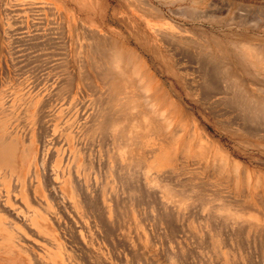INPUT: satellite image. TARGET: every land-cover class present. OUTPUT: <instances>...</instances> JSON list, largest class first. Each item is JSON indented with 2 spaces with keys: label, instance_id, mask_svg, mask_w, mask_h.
<instances>
[{
  "label": "rangeland",
  "instance_id": "rangeland-1",
  "mask_svg": "<svg viewBox=\"0 0 264 264\" xmlns=\"http://www.w3.org/2000/svg\"><path fill=\"white\" fill-rule=\"evenodd\" d=\"M132 1L70 0L75 23V32L70 34L66 25L62 24L61 30L56 23L48 25L44 17V32L36 24L42 32L38 35L33 27H27V42L36 43L37 50H24L29 63L23 81L26 97L8 98L12 104L16 99L25 101L27 112L10 114L15 125L9 130L12 139L7 149L11 148L12 156L0 155V209L8 212L0 220V264H264V135L252 136L248 122H244L247 120L240 121L251 107L246 109V98L241 104L242 92L230 88L234 78L233 82L231 75L225 78L236 66L232 52L244 56L237 43L264 46V0H147L163 20L145 18ZM6 2L7 9L14 10H30L41 4V0H0V8ZM120 18L130 20L131 27ZM133 30L149 38L161 62L137 43ZM153 30H158L166 42L158 41ZM94 34L101 39L109 37L119 50L125 47L133 53L135 49L137 55L128 59V73L143 63L146 81L162 84L156 83L147 91L135 78L130 89L115 93L134 100L129 113L126 111L134 120L123 112L117 116L109 111L115 114L103 118L106 126L90 139L83 134V127L102 115L98 98L104 88L98 73L110 66L91 57ZM214 42L224 46L217 54H222L220 58L213 55L217 52ZM43 45L47 49L39 48ZM58 46L68 53L63 57L69 60L66 65L75 78L66 96H60L56 89L64 73L54 67L60 73L55 75L51 69L59 63L57 57L62 60L64 55L59 52L53 56ZM46 51L52 53L53 61L46 58ZM34 52L46 53L41 57L50 67L44 69L46 62ZM24 54L20 57L23 60ZM132 59L137 60L133 66ZM91 61L99 68L92 67ZM248 66L254 72L248 80L264 90V79L256 72L260 66ZM81 69H87L88 78L94 79L88 80V86L81 78ZM154 98L158 106L169 109L171 121L153 111ZM232 100L237 101L236 106L242 105L240 118V108L236 109ZM168 103L172 107L166 108ZM176 114L183 117L176 120ZM114 117L122 118L119 122ZM155 124L157 132L152 133ZM66 180L65 186L59 183ZM60 194L62 199L64 195L70 198L67 203Z\"/></svg>",
  "mask_w": 264,
  "mask_h": 264
},
{
  "label": "bare ground",
  "instance_id": "bare-ground-1",
  "mask_svg": "<svg viewBox=\"0 0 264 264\" xmlns=\"http://www.w3.org/2000/svg\"><path fill=\"white\" fill-rule=\"evenodd\" d=\"M129 1H132V0H129ZM132 3H134V5L133 6H135L136 7V9L145 17V18H153V17H157V19H160V15H157L158 14V12L155 10L156 8H154L155 6L154 5H152V4H150V2H148L147 0H134V1H132ZM131 4V3H130ZM131 6H132V4H131ZM154 6V7H153ZM157 12V14H156V12ZM160 14V13H159ZM141 15V16H142ZM124 19V18H123ZM122 18H120V20L122 21L123 20ZM124 20H127L126 18L124 19ZM160 20H163V19H160ZM128 21H130V20H127V22ZM150 21V20H149ZM157 21V20H156ZM41 23H43L42 21H41ZM40 23V24H41ZM56 23V22H55ZM123 23H125V21L123 22ZM130 23L131 22H128V24L126 23V25H128V26H130ZM133 23V22H132ZM44 24V23H43ZM153 24V23H152ZM62 25V24H61ZM60 25V27H62V28H60L61 30H63V26H61ZM136 25V24H135ZM38 26H40V25H38ZM147 26V25H146ZM49 27V26H48ZM131 27V26H130ZM130 27H129V30H130ZM54 28V27H53ZM56 28V27H55ZM54 28V29H55ZM57 28H59V26H57ZM56 28V29H57ZM133 28V27H132ZM131 28V29H132ZM134 28H139L138 26H134ZM151 28V27H150ZM43 29V28H42ZM48 29V28H47ZM141 28H139V29H137L138 31L140 30ZM151 29H153V28H151ZM182 29V28H181ZM49 30V29H48ZM145 30H147V29H145ZM54 31V30H53ZM134 31H136V30H133V34H135L136 35V37L138 38L136 41H138L139 40V42H137L138 44H140V46H142L143 48H144V50L145 51H147V52H149V53H151V55H153L154 57H155V59H158L157 61H159V62H161L162 61V58H161V55L159 54V52L157 53L156 52V50H155V47H153V45L150 43V41L147 39V38H145L144 36H142L139 32H135L134 33ZM142 30H140V32H141ZM44 32V31H43ZM55 32V31H54ZM53 32V33H54ZM58 32H62V31H59L58 30ZM131 32H132V30H131ZM56 33V32H55ZM137 33H139V34H137ZM45 34V33H44ZM130 34V33H129ZM133 34H130V35H132V38H134L133 36ZM146 34V33H145ZM153 36H155V38H157L158 39V41H162V42H164L165 40H164V37L161 35V33L160 32H158V30H153ZM93 35V34H92ZM95 35V34H94ZM126 35V34H125ZM139 35V36H138ZM45 36V35H44ZM52 36V35H51ZM59 36V35H58ZM60 36H62V35H60ZM65 36V35H64ZM129 36V35H128ZM39 38H41V37H39ZM46 38V37H45ZM62 38V37H61ZM90 38V37H89ZM102 37H100L99 35L97 36V35H95L94 37H92V40H93V42H92V48L94 47V49L92 50V54H93V56H91V57H93V58H100L101 60H103L104 61V63H105V61H106V63H109L110 64V66L108 67V68H105V70L104 71H101V69H100V73H98V80L100 81V83H102V85H103V87H102V89L104 88V91L102 90L101 91V89H100V91L102 92L101 94H100V98H98V100H99V103H101V112H102V115H98V116H95L94 118H93V122L91 123V125L90 126H86L85 125V127H83V134H87V135H89V137H90V139H91V137L92 138H94V137H96L95 136V134H101V132H102V130H103V125H105L106 126V124H103L104 122V120L105 119H109V118H107L108 117V115L110 116V115H112V114H115V113H117V112H123L124 113V115H126L127 117H129L128 115H127V113H126V111L128 112L129 110H127V109H129V105L131 104V103H133V99L131 100H129L128 99V97H127V95H125V96H122V95H124V94H122L121 96H117L115 93H123V92H125V91H123L122 92V89L124 88V89H130L132 86H133V84H135V78H137L138 79V81L140 82V83H142L143 85L142 86H144V89L145 90H147V91H149L150 90V88L152 87H154V85L157 83L156 81H158V80H156V81H154L153 82V80H148V81H146V78H145V75L143 76V74H142V70L146 67V66H143V63H141V64H138V67L132 72V73H128V65H129V61H128V59H131V57L132 56H136L137 55V53H136V51H135V49L133 50V53L129 50V49H127V48H125V47H123V48H121L120 50L116 47V45H115V43H114V41L113 40H111V39H109V37H106V38H104V39H101ZM195 38V37H194ZM44 39V38H43ZM191 39V38H190ZM42 40V39H41ZM192 40V39H191ZM43 41V40H42ZM193 41V40H192ZM37 42V41H36ZM61 42V41H60ZM63 42V41H62ZM68 41H65L64 43H67ZM166 42V41H165ZM180 42V41H179ZM216 42V41H215ZM214 42V43H215ZM58 43H59V41H58ZM96 43V44H95ZM169 43V42H168ZM167 43V44H168ZM193 43V42H192ZM206 43V42H205ZM204 43V44H205ZM208 43V45H209V41L207 42ZM246 43V42H245ZM244 43V44H245ZM248 43V42H247ZM243 44L242 43V45L240 44V45H237L236 43V46H240L239 48H241V49H239L238 47V49L240 50V52L241 53H243L244 54V56H240L239 55V52H237V51H233V49H234V47H232V50L231 51H233L232 52V57H233V60L235 61V65L236 66H232V68H230V66H231V64L228 66L227 65V62H226V64L225 65H227V68L229 67L230 68V74H229V72H228V75L227 76H225V78H229V76H230V80H232L231 78H234V87H230L231 89H233V88H236V89H238L240 92H242V95H240L239 94V96H241V99H240V101H241V104H244V103H242V100L244 99V98H246L247 100H249V101H247L246 99H244V100H246V101H244V102H248L247 104V106H246V109H248V108H250V109H248L247 110V113H246V111L244 110V108H243V112L245 111V115H247L246 116V118L245 117H243V118H240V116H239V114H238V112H240L241 113V115L243 114L242 113V110H241V108H240V106H242L240 103H239V107L238 106H236V105H238V103H237V101L236 100H232V102H233V104L236 106V109H238V108H240V109H238V111H237V115L239 116V118H240V121L242 122L243 120H247V121H244L245 123H247L248 122V124L249 125H247V127L249 126V128L247 129V130H249L248 132H249V134H251L252 136H256V135H261V134H263L264 135V90L263 89H259V87L257 86V87H255V85H253L252 84V82H250V80H248V78H247V76L249 75V76H251V73L253 72V71H251L250 70V66H248L249 68H247V64L249 65V64H258L259 66H260V70H256V72H257V74H258V72H259V75H260V78H263L264 79V46H263V44L262 45H254V44ZM49 44V43H48ZM86 44V43H85ZM157 44V43H156ZM172 44H173V42H172ZM190 44V43H189ZM203 44V43H202ZM218 44H219V46L220 47H218ZM218 44H216L215 43V51H217V52H215V54H213V52L211 53V55L213 54V55H215V57H216V55L219 53V52H221V51H223V47L221 48V44L220 43H218ZM234 44V45H235ZM41 45V44H40ZM47 45V44H46ZM62 45V44H61ZM64 45V44H63ZM95 45L97 46V48H95ZM198 45V44H197ZM29 46V45H28ZM44 46V45H43ZM47 46H49V45H47ZM60 46V45H59ZM58 46V47H59ZM65 46V49L67 50V47H66V44L64 45ZM64 46L62 47V48H64ZM67 46H68V44H67ZM71 46V45H70ZM85 46V45H84ZM156 46V45H155ZM192 46V45H191ZM233 46V45H232ZM45 47V46H44ZM43 47V48H44ZM50 47V46H49ZM48 47V48H49ZM53 47V46H52ZM55 47H57V45L55 46ZM61 47V46H60ZM60 47H59V49H55V50H57V51H53L54 53H53V56L55 55V53L57 54L56 55V57L58 56V53L60 52H64L63 54L64 55H62V57L64 56L65 58H66V56H67V54H66V50L65 51H61V49H60ZM90 47V48H91ZM210 47H211V44H210ZM40 48V47H39ZM51 48V47H50ZM129 48V47H128ZM158 48V47H157ZM196 48V47H195ZM205 48V47H204ZM206 48H207V45H206ZM212 48V47H211ZM236 48V49H237ZM44 49H47V48H44ZM71 49V48H70ZM201 49V48H200ZM225 49V48H224ZM226 49H227V47H226ZM43 50V49H42ZM51 50H53V49H51ZM62 50H64V49H62ZM238 50V51H239ZM203 52H204V50H202ZM226 51V50H225ZM45 52V51H44ZM46 52H48V51H46ZM52 52V51H51ZM89 52V51H88ZM179 52V51H178ZM196 52H197V50H196ZM230 52V51H229ZM39 53V52H38ZM41 53V52H40ZM39 53V54H40ZM202 53V52H201ZM205 53V52H204ZM43 54H46V53H43L42 52V54L41 55H43ZM50 54V55H49ZM62 54V53H61ZM66 54V55H65ZM140 54V53H139ZM138 54V55H139ZM179 54V53H178ZM203 54V53H202ZM207 54V53H206ZM242 54V55H243ZM36 55V54H35ZM41 55H37V56H40L41 57ZM49 55V56H48ZM48 55H47V57L46 58H48V57H50V56H52V53H50V52H48ZM60 55V54H59ZM76 55V54H75ZM91 55V54H90ZM210 55V56H211ZM212 55V56H213ZM220 55H222L221 53H220ZM220 55H217V57L219 56V58H220ZM36 56V57H37ZM45 56V55H44ZM61 56V55H60ZM141 55H139V58H142V57H140ZM207 56V55H206ZM62 58V60H61V57H60V59H59V57H57V60H60V61H58L60 64H62V65H60L58 62V64H56V60H55V64L57 65H54L53 64V66H52V70H55V69H57V68H59L60 70H58L60 73L62 72V73H64L63 75H65V77L64 76H62V75H60L61 77L58 79V81L61 79V81H60V83H59V85H58V88L56 87V89H59L60 90V96H61V94H62V96L63 95H65L66 93H70V91H71V88H72V84L73 83H71V80L73 81L74 79H73V77H72V75H70V73H69V70H68V65H66V62L67 61H69V60H67V61H65L64 59L65 58ZM68 57V56H67ZM75 57V56H74ZM77 57V56H76ZM90 57V59L92 60V58ZM209 57V56H208ZM207 57V59H209ZM215 57H213V59L215 58ZM216 57V58H217ZM222 57V56H221ZM230 57V56H229ZM39 58V57H38ZM37 58V59H38ZM51 58L52 57H50V60H51ZM55 58V57H54ZM135 58V57H134ZM179 58V57H178ZM205 58V57H204ZM211 58V57H210ZM216 58H215V60H216ZM40 59V58H39ZM41 59H43V61H44V59H45V57L43 58V56L41 57ZM136 59V58H135ZM142 59H144V57L142 58ZM141 59V60H142ZM229 59V58H228ZM49 60V61H50ZM54 59L52 58V60L51 61H53ZM133 60V59H132ZM164 60V59H163ZM43 61H42V63H43ZM135 61H137V60H135ZM134 60H133V62H132V66H133V64H134V62H135ZM138 61H140V59H138ZM44 62H46V61H44ZM85 62V61H84ZM92 62H93V66H92ZM146 62V60L144 59V63ZM210 62V61H209ZM34 63V62H33ZM38 63V62H37ZM41 63V64H42ZM68 63V62H67ZM208 63V62H207ZM212 63V62H211ZM29 64V63H28ZM28 64H27V66H28ZM32 64V63H31ZM41 64H40V66H41ZM46 64H47V67H45L44 69H46V68H49L50 66L48 65V63L46 62ZM83 64V63H82ZM96 63H94V61H91V66L92 67H94V66H96L95 65ZM146 64H148V63H146ZM210 64V63H209ZM45 65V64H44ZM58 65H60L59 67H58ZM205 65V64H204ZM214 65V64H213ZM39 66V65H38ZM49 66V67H48ZM108 66V65H107ZM148 66V65H147ZM197 66H199V64L197 65ZM254 66V65H253ZM31 67V66H30ZM37 67V66H36ZM54 67H57V68H55L54 69ZM79 67V66H78ZM96 67H98V64H97V66ZM141 67L143 68V69H141ZM163 67H165V66H163ZM214 67V66H213ZM226 67V66H225ZM244 67V68H243ZM81 68H84V67H82V65H81ZM99 68V67H98ZM132 68V67H131ZM130 68V69H131ZM147 68V67H146ZM154 68V67H153ZM197 68V67H196ZM200 68V67H199ZM217 68V67H216ZM219 68V67H218ZM217 68V69H218ZM252 68V67H251ZM94 69V68H93ZM103 69V68H102ZM148 69H149V67H148ZM155 69V68H154ZM57 70H55V72H53L55 75L57 74V73H59V72H57ZM87 70V69H86ZM85 69H81L80 70V72L81 71H86ZM222 70V69H221ZM226 70V69H225ZM255 70V69H254ZM71 71V70H70ZM152 71V70H151ZM151 71H150V73L149 74H151ZM165 71V70H164ZM223 71H224V69H223ZM57 72V73H56ZM83 72V73H84ZM88 71H86L85 72V74H83V73H81V75H84V76H82L81 78H83L82 80H84V82H86V83H84V84H86L87 86H88V83H90V81L92 80H90L88 77L90 76V73L88 72ZM153 72V71H152ZM204 72V71H203ZM221 72V71H220ZM59 73V74H60ZM61 73V74H62ZM86 73H87V75H86ZM134 73V74H133ZM254 73V72H253ZM59 74H57V75H59ZM67 74V75H66ZM120 74V75H119ZM133 74V75H132ZM146 74V73H145ZM155 74V73H154ZM87 77H86V76ZM97 75V74H96ZM117 75H119L118 77H117ZM135 75V76H134ZM152 75V74H151ZM184 75V74H183ZM199 75V74H198ZM203 75V74H202ZM222 75V74H221ZM258 75V76H259ZM155 76V75H154ZM57 77V76H56ZM86 77V78H85ZM153 77V76H152ZM257 77V76H256ZM67 78V79H66ZM91 78V77H90ZM154 78V77H153ZM152 78V79H153ZM156 78V77H155ZM157 79H159V78H157ZM55 80H56V78H55ZM64 80H66L65 81V83L63 82ZM88 80H90V81H88ZM94 80V79H93ZM92 80V81H93ZM155 80V79H154ZM160 80V79H159ZM181 80V79H180ZM203 80V79H202ZM218 80V79H217ZM125 81H127L129 84H127ZM57 82V81H56ZM63 82V83H62ZM88 82V83H87ZM120 82H123V86L122 85H119V83ZM162 82V81H161ZM161 82H158V83H161ZM182 82V81H181ZM227 82V81H226ZM229 82V81H228ZM228 82H227V84H228ZM231 82H233V80L231 81ZM62 83V85L60 86V84ZM92 83V82H91ZM95 83V82H94ZM139 83V84H140ZM157 83V84H158ZM211 83V82H210ZM223 83V82H222ZM225 83V82H224ZM126 84V85H125ZM162 84V83H161ZM90 85H92V84H90ZM89 85V86H90ZM153 85V86H152ZM230 85V84H229ZM158 86H159V84H158ZM231 86V85H230ZM60 87V88H59ZM96 87V86H95ZM94 87V88H95ZM120 87V88H119ZM163 86H161V88H162ZM87 88H89V87H87ZM97 88V87H96ZM213 88V87H212ZM99 89V88H98ZM154 89V88H153ZM152 89V90H153ZM160 89V88H159ZM235 89V90H236ZM158 90V89H157ZM201 90V89H200ZM235 90H233L234 92H235ZM238 90H236L237 92H238ZM154 91V90H153ZM159 91V90H158ZM105 92V93H104ZM221 93H222V91H220ZM97 93V92H96ZM95 93V94H96ZM150 93V92H149ZM148 93V94H149ZM217 93V92H216ZM236 93V92H235ZM239 93V92H238ZM165 94V93H164ZM202 94V93H201ZM204 94V93H203ZM210 94V93H209ZM245 94V95H244ZM56 96H58L57 94H55ZM69 95V94H68ZM67 95V97H69ZM152 95V94H151ZM233 95H238V94H233ZM244 95V97L242 98V96ZM54 96V95H53ZM66 96V95H65ZM117 96V97H116ZM163 96V95H162ZM208 96H210V95H208ZM246 96V97H245ZM153 97V96H152ZM155 97V96H154ZM233 97V96H232ZM237 97V96H236ZM59 98V97H58ZM144 98H145V96H144ZM166 98V97H165ZM202 98V97H201ZM204 98H205V96H204ZM224 98V97H223ZM228 98V97H227ZM226 98V99H227ZM135 99V98H134ZM151 99V98H150ZM200 99V98H199ZM207 99H208V97H207ZM209 99H211V98H209ZM217 99V98H216ZM68 100V99H67ZM66 100V101H67ZM144 100V99H143ZM166 100H167V98H166ZM197 100V99H196ZM147 101V100H146ZM215 101V100H214ZM227 101V100H226ZM229 101H230V98H229ZM228 101V102H229ZM136 102V101H135ZM145 102V101H144ZM158 102V101H157ZM170 102H172V101H169V103ZM204 102V101H203ZM202 102V103H203ZM212 102V101H211ZM231 102V101H230ZM234 102H236V103H234ZM166 103V102H165ZM167 104V106H166V108L168 107V106H171L170 104ZM218 103H220V102H218ZM249 103H250V105L251 106H249ZM147 104H148V102H147ZM212 104V103H211ZM223 104H224V102H223ZM149 105V104H148ZM216 105V104H215ZM219 105V104H218ZM233 105V106H234ZM135 106H137V105H135ZM145 106V105H144ZM151 106H152V108H153V111L154 112H156L157 113V115L159 116V117H161V118H163V119H167L168 121H171V115L169 114L170 112L167 110V109H165V107L163 108V107H160V106H158L157 105V103H155V98H154V100L152 101V103H151ZM174 106V105H173ZM211 106V105H210ZM221 106V105H220ZM234 106V107H235ZM100 107V106H99ZM172 107V106H171ZM175 108H176V106H174ZM206 108H207V106H205ZM225 107V106H224ZM134 108V107H133ZM149 108V107H148ZM174 108V109H175ZM215 108V107H214ZM213 108V109H214ZM139 109V108H138ZM150 110H151V108H149ZM172 109V108H171ZM205 109V108H204ZM212 109V108H211ZM210 109V110H211ZM141 110V109H140ZM139 110V111H140ZM240 110V111H239ZM109 111H115V113H109ZM144 110H142V112H143ZM172 111V110H171ZM141 112V111H140ZM168 112V113H167ZM121 113H117L116 115L117 116H120V115H122ZM126 113V114H125ZM129 113V112H128ZM174 113V115H175V112H173ZM223 113V112H222ZM96 114V113H95ZM170 116H169V115ZM92 115V114H91ZM107 115V116H106ZM130 115V114H129ZM148 115V114H147ZM156 115V114H155ZM177 115V114H176ZM233 115V114H232ZM234 115H236V113H234ZM47 116V115H46ZM114 116V115H113ZM181 116V117H183L182 116V114L180 115H177V119L176 120H178V118ZM220 116V115H219ZM243 116V115H242ZM241 116V117H242ZM111 117V116H110ZM127 117H125V118H127ZM130 117H131V115H130ZM129 117V120L130 119H132V121L134 120V118H130ZM134 117V116H133ZM157 117V116H156ZM221 117V116H220ZM234 117V116H233ZM103 118H105L104 120H103ZM115 118V117H114ZM122 118V117H121ZM121 118H115L114 119V121L115 120H117L118 119V121L120 122V119ZM124 117H123V119H125ZM155 118V117H154ZM228 118H230V117H228ZM245 118V119H244ZM180 119V118H179ZM238 119V118H237ZM242 119V120H241ZM126 120H128V119H126ZM125 120V121H126ZM159 120V119H158ZM239 120V119H238ZM237 120V121H238ZM88 121V120H87ZM109 121V123H110V120H108ZM113 121V122H114ZM152 121V120H151ZM156 121V120H155ZM175 121V120H174ZM230 121V120H229ZM228 121V122H229ZM234 121H235V119H234ZM112 122V123H113ZM127 122H130V121H127ZM147 122V121H146ZM156 122H158V121H156ZM163 122V121H162ZM173 122V121H172ZM171 122V123H172ZM231 122V121H230ZM94 123V124H93ZM106 123V122H105ZM115 123V122H114ZM118 123V122H117ZM160 123V122H159ZM239 123L240 122H238V123H236V124H238V126H239ZM161 124V123H160ZM229 124V123H228ZM92 125H94V126H92ZM108 126H111V125H109V124H107ZM123 125L125 126V125H127V124H125V123H123ZM121 126V127H124V126ZM153 125V124H152ZM242 126H243V123L241 124ZM121 127L118 129V132H120V129H121ZM126 127V126H125ZM154 128H153V132L152 133H155V132H157V128H156V124H155V126H153ZM244 127V126H243ZM242 127V129H245V128H243ZM246 127V126H245ZM233 128V127H232ZM94 131V132H93ZM122 131V130H121ZM230 131V130H229ZM100 132V133H99ZM123 132H125L124 131V129H123ZM235 132V131H234ZM117 134V133H116ZM98 135V136H99ZM122 134H119V136H121ZM124 135V134H123ZM126 135V134H125ZM233 135V134H232ZM237 135V134H236ZM239 135V134H238ZM259 135V136H260ZM104 136V135H103ZM116 136V135H115ZM248 136V135H247ZM88 137V138H89ZM121 137H123V136H121ZM262 137V136H261ZM260 137V138H261ZM116 138H118V136L116 137ZM164 141V140H163ZM79 143V142H78ZM45 144V143H44ZM198 144V143H197ZM202 143H199V145H201ZM190 145V144H189ZM202 145H205L204 143L202 144ZM210 145V144H209ZM206 146V145H205ZM263 146V145H262ZM200 149V148H199ZM45 149L43 148V151H44ZM154 150H156V149H154ZM206 150V149H205ZM150 152H151V150H150ZM44 154V153H43ZM168 156V155H167ZM207 156H208V154H207ZM43 159V158H42ZM43 161V160H42ZM219 169V168H218ZM237 170V169H236ZM56 171V170H55ZM145 171H146V169H145ZM54 172V171H53ZM52 172V173H53ZM51 174V173H50ZM57 174H59L57 171L55 172V176L57 177ZM131 174V173H130ZM219 174V173H218ZM125 175V174H124ZM35 176V175H34ZM60 176H61V174H60ZM59 176V177H60ZM42 177V176H41ZM55 177V178H56ZM70 177V176H69ZM132 177V176H131ZM159 178V177H158ZM28 179V178H27ZM35 180V179H34ZM70 181H72V179L70 180ZM31 183V182H30ZM33 183V182H32ZM59 183L60 184H62V186H65L66 184H67V180L66 181H62V182H60L59 181ZM125 183V182H124ZM212 183V182H211ZM19 184V183H18ZM41 184V183H40ZM45 184V183H44ZM77 184V183H76ZM199 184V183H198ZM204 185H205V183H203ZM31 185V184H30ZM201 185V184H200ZM212 185V184H211ZM217 185V184H216ZM57 186V185H56ZM194 186H195V184H194ZM203 186V185H202ZM29 187V186H28ZM72 187H73V181H72ZM192 187H193V185H192ZM198 187V186H197ZM200 187V186H199ZM209 187V186H208ZM211 187V186H210ZM42 188V187H41ZM48 188V187H47ZM75 188V187H74ZM206 188H207V185H206ZM17 189V188H16ZM44 189V188H43ZM42 189V190H43ZM205 189V188H204ZM208 189V188H207ZM47 190H49V189H47ZM52 190V189H51ZM50 190V191H51ZM183 190V189H182ZM206 190V189H205ZM16 191V190H15ZM55 192H56V190H55ZM59 192V191H58ZM73 192H75V191H73ZM12 193V192H11ZM49 193V192H48ZM165 193V192H164ZM1 194H3V193H1ZM56 194V193H55ZM62 194H63V192H62ZM181 194V193H180ZM183 194V193H182ZM4 195V194H3ZM48 195V194H47ZM54 195V194H53ZM61 195V194H60ZM200 195V194H199ZM1 196V195H0ZM14 196V195H13ZM48 196H50V195H48ZM56 196H57V194H56ZM64 196H66V197H64ZM63 197V199H62V195H61V200H63V202L64 203H67L68 202V200L70 199L67 195H64ZM182 196V195H181ZM184 196H186V195H184ZM2 197V196H1ZM183 197V196H182ZM203 197H204V195H203ZM202 197V198H203ZM51 198V197H50ZM200 199H201V197H200ZM205 199V198H204ZM217 199V198H216ZM1 200V199H0ZM51 200V199H50ZM53 200V199H52ZM52 200H51V202H52ZM195 200H197V199H195ZM4 201V200H3ZM231 201H233V200H231ZM128 202V201H127ZM35 203V202H34ZM208 203V202H207ZM1 204V203H0ZM222 204V203H221ZM217 205H218V203H217ZM262 205V204H261ZM3 206V205H2ZM5 206V205H4ZM3 206V207H4ZM63 206V205H62ZM224 206V205H223ZM263 206V205H262ZM7 207V206H6ZM70 207H71V205H70ZM227 207V206H226ZM217 208V207H216ZM241 208V207H240ZM128 209V208H127ZM260 209V208H259ZM243 210V209H242ZM241 210V211H242ZM250 210H252L251 208H250ZM10 211V210H9ZM240 211V210H239ZM11 212V211H10ZM12 212H16V211H12ZM30 212V211H29ZM28 212V213H29ZM257 212V211H256ZM8 213V212H7ZM5 211H3L2 209H0V220H1V217H3L4 215H6L7 214ZM31 213V212H30ZM246 213H247V210H246ZM259 213V212H258ZM257 213V214H258ZM18 214H20V213H18ZM219 214V213H218ZM262 214H264V212L262 213ZM22 215V214H21ZM30 215H32V213L30 214ZM37 215V214H36ZM259 215V214H258ZM18 216V215H17ZM20 216V215H19ZM22 216H25V215H22ZM28 216V218H29V215H27ZM27 216H25L26 218H27ZM262 216V219L264 220V218H263V216L264 215H261ZM7 217V216H6ZM11 217V216H10ZM8 218V217H7ZM15 218V217H14ZM39 218V217H38ZM28 220V219H27ZM25 221H26V219H25ZM29 221V220H28ZM249 221V220H248ZM11 222V221H10ZM9 222V223H10ZM12 222H14V221H12ZM11 222V223H12ZM68 222V221H67ZM115 223V222H114ZM258 223V222H257ZM4 224V223H3ZM6 224V223H5ZM4 224V228H6V225ZM264 224V223H263ZM28 225V224H27ZM74 225V224H73ZM9 226H12V225H9ZM0 227H1V221H0ZM92 227V226H91ZM263 227V226H262ZM7 228H8V225H7ZM10 228H14L13 226L12 227H10ZM83 228V227H82ZM33 229V228H32ZM257 229V228H256ZM8 230H10L11 231V229H8ZM8 230H6L7 232H9ZM77 231V230H76ZM85 231V230H84ZM15 232V231H14ZM18 232V231H17ZM262 232V231H261ZM9 233H11V232H9ZM18 233H20V232H18ZM14 234V233H13ZM89 235V234H88ZM13 237L15 236V235H12ZM107 236V235H106ZM17 238V237H16ZM135 239V238H134ZM11 240H13L12 238H11ZM20 240V239H19ZM14 243H17V241L16 242H14ZM80 244V243H79ZM21 246V245H20ZM22 247L24 248V246L22 245ZM21 247V248H22ZM22 248V249H23ZM26 249V248H25ZM174 256V255H173ZM172 257V256H171ZM139 259V258H138ZM247 262V261H246Z\"/></svg>",
  "mask_w": 264,
  "mask_h": 264
},
{
  "label": "crops",
  "instance_id": "crops-1",
  "mask_svg": "<svg viewBox=\"0 0 264 264\" xmlns=\"http://www.w3.org/2000/svg\"><path fill=\"white\" fill-rule=\"evenodd\" d=\"M5 1L13 2L15 0ZM52 1L49 4L41 0V4L30 10L21 8L16 10L7 9L6 4L9 5L7 2L0 8V130H3L2 132L0 131V155L2 156H12L11 148H9L10 150L7 149L9 147L7 144L12 139V134L9 130L14 128L15 125V122L11 120L12 116L10 114L27 112L25 101L16 99L14 104H12L11 99H8L22 98L27 95L23 81L27 79L25 72L28 70L26 63L28 54H24V50L28 48L37 50V47H35L36 43L33 40L32 46L27 42V36H25L28 31L27 27H33L32 30L37 32V35L42 33L44 17L48 25H55V22L58 26L64 24L68 34H70V31L71 33L75 32V23L71 14L74 12V7L70 4V0ZM35 24L40 25L41 31L37 29ZM43 47L40 46V48ZM23 54L25 56L24 60L20 58ZM35 54L37 55V52H34L33 55ZM12 107H15L14 110Z\"/></svg>",
  "mask_w": 264,
  "mask_h": 264
}]
</instances>
